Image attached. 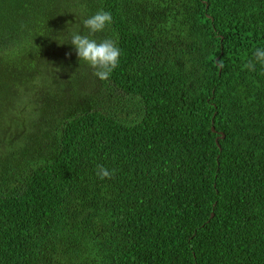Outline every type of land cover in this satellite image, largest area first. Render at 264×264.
Listing matches in <instances>:
<instances>
[{
  "label": "trees",
  "instance_id": "16d2710c",
  "mask_svg": "<svg viewBox=\"0 0 264 264\" xmlns=\"http://www.w3.org/2000/svg\"><path fill=\"white\" fill-rule=\"evenodd\" d=\"M0 264H264V0H0Z\"/></svg>",
  "mask_w": 264,
  "mask_h": 264
},
{
  "label": "water",
  "instance_id": "95a60500",
  "mask_svg": "<svg viewBox=\"0 0 264 264\" xmlns=\"http://www.w3.org/2000/svg\"><path fill=\"white\" fill-rule=\"evenodd\" d=\"M211 130H212V132H215V131H214V127H213V126L211 127ZM218 138H223V136H222V135H220V137H218ZM216 144L218 145V139H216Z\"/></svg>",
  "mask_w": 264,
  "mask_h": 264
}]
</instances>
